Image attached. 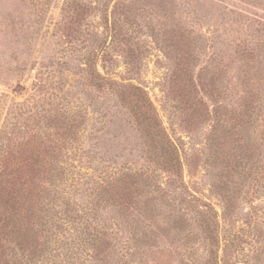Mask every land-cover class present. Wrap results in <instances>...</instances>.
Instances as JSON below:
<instances>
[{
  "label": "rangeland",
  "instance_id": "rangeland-1",
  "mask_svg": "<svg viewBox=\"0 0 264 264\" xmlns=\"http://www.w3.org/2000/svg\"><path fill=\"white\" fill-rule=\"evenodd\" d=\"M0 264H264V0H0Z\"/></svg>",
  "mask_w": 264,
  "mask_h": 264
},
{
  "label": "trees",
  "instance_id": "trees-1",
  "mask_svg": "<svg viewBox=\"0 0 264 264\" xmlns=\"http://www.w3.org/2000/svg\"><path fill=\"white\" fill-rule=\"evenodd\" d=\"M137 89V87H134ZM138 90V89H137ZM157 135L161 136V131L158 129L157 130ZM168 148L170 149L168 151V159L165 162L168 165V169L169 171L171 170L173 172V175L175 176L176 179H181V174H180V170H179V161H177V159H175V157L177 158V154H176V147L173 145V143L168 144Z\"/></svg>",
  "mask_w": 264,
  "mask_h": 264
}]
</instances>
